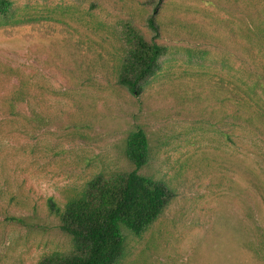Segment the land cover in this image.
<instances>
[{
  "label": "rangeland",
  "instance_id": "obj_1",
  "mask_svg": "<svg viewBox=\"0 0 264 264\" xmlns=\"http://www.w3.org/2000/svg\"><path fill=\"white\" fill-rule=\"evenodd\" d=\"M0 17V264L72 249L50 200L134 168L125 138L143 129L139 171L176 193L121 264H264V0H11ZM157 9V13L156 12ZM168 47L141 94L116 83L123 24ZM237 36V37H236ZM245 82L250 88H247ZM25 100L12 115L7 99ZM244 98V100H241Z\"/></svg>",
  "mask_w": 264,
  "mask_h": 264
},
{
  "label": "trees",
  "instance_id": "obj_2",
  "mask_svg": "<svg viewBox=\"0 0 264 264\" xmlns=\"http://www.w3.org/2000/svg\"><path fill=\"white\" fill-rule=\"evenodd\" d=\"M12 8L11 0H0V17H7ZM255 15L260 32L238 36V45L249 61L257 59L252 46L255 38L264 48V16L258 11ZM147 26L155 34L151 40L131 23L123 24L119 35L123 47L116 66V83L131 94L144 91L169 52L166 45L157 41L162 30L155 15L147 19ZM244 85L250 88L247 82ZM24 100L22 94L7 99L12 115H18L14 109ZM124 145L132 171L111 177L95 175L63 206L50 200L51 212L59 217V228L70 237L72 249L66 254L46 256L40 264H121L126 251L124 230L141 238L163 216L176 193L164 181L139 173L151 161L146 132L140 128L130 131Z\"/></svg>",
  "mask_w": 264,
  "mask_h": 264
}]
</instances>
